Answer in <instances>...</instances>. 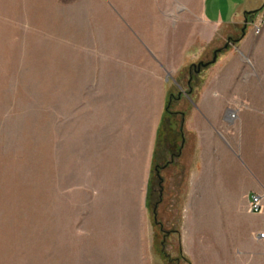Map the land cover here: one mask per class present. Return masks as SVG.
Returning a JSON list of instances; mask_svg holds the SVG:
<instances>
[{
    "label": "crops",
    "instance_id": "obj_1",
    "mask_svg": "<svg viewBox=\"0 0 264 264\" xmlns=\"http://www.w3.org/2000/svg\"><path fill=\"white\" fill-rule=\"evenodd\" d=\"M169 6L165 14H130V61L94 65L87 82L72 72L70 162L74 175L78 168L81 182L72 194L79 201L58 214L55 232L48 230V264H154L147 197L166 75L177 74L188 54L196 59L236 35L195 98L189 95L194 105L185 129L194 144L183 143L179 152L187 180L176 236L192 264H264V208L248 211L252 195L264 205V127L257 125L264 97L234 91L264 86V28L254 35L245 26L246 12L264 17V0H173ZM230 111H237L234 124ZM66 142L64 135V153ZM92 178L101 189L91 187Z\"/></svg>",
    "mask_w": 264,
    "mask_h": 264
},
{
    "label": "rangeland",
    "instance_id": "obj_2",
    "mask_svg": "<svg viewBox=\"0 0 264 264\" xmlns=\"http://www.w3.org/2000/svg\"><path fill=\"white\" fill-rule=\"evenodd\" d=\"M135 2L143 6H130ZM172 2L0 0V264H48V230L56 229L57 216L64 208L70 213L79 201L72 194L73 185L78 191L80 183L78 168L72 173L69 141L73 70L87 82L94 65L101 68L130 61V14H165ZM252 12L245 15V26L251 31L247 20L251 15L255 20L261 16L259 10ZM233 38H224L196 59L188 54L177 74L166 75L169 111L164 108L157 130L147 197L152 223L157 222L152 240L154 264H192L176 236L187 180L185 159L179 158V152L183 143L187 148L194 144L185 129L194 105L189 95L195 98L212 66L234 45ZM215 50H219L216 61L197 71L199 63L210 61ZM234 91L264 97V86H240ZM237 111L228 114L231 124L237 121ZM257 125L264 127V119H257ZM90 185L101 189L94 178Z\"/></svg>",
    "mask_w": 264,
    "mask_h": 264
},
{
    "label": "built area",
    "instance_id": "obj_3",
    "mask_svg": "<svg viewBox=\"0 0 264 264\" xmlns=\"http://www.w3.org/2000/svg\"><path fill=\"white\" fill-rule=\"evenodd\" d=\"M247 23L251 26V29L255 35H258L261 33L263 27H264V17H260L258 20H255L253 16L247 20ZM264 208L262 198L259 195H252L250 197V200L248 202V211L251 213H260L262 212ZM259 237L263 238L264 233H260Z\"/></svg>",
    "mask_w": 264,
    "mask_h": 264
},
{
    "label": "water",
    "instance_id": "obj_4",
    "mask_svg": "<svg viewBox=\"0 0 264 264\" xmlns=\"http://www.w3.org/2000/svg\"><path fill=\"white\" fill-rule=\"evenodd\" d=\"M218 51H219V50H215V51H214L213 57H212V59H211L210 61H208V62H206V63H199L197 71H199L200 66L205 67V66H207V65H209V64H211V63H214V62L216 61V55H217V52H218Z\"/></svg>",
    "mask_w": 264,
    "mask_h": 264
},
{
    "label": "trees",
    "instance_id": "obj_5",
    "mask_svg": "<svg viewBox=\"0 0 264 264\" xmlns=\"http://www.w3.org/2000/svg\"><path fill=\"white\" fill-rule=\"evenodd\" d=\"M251 13H254V12H249V13H245L246 16L250 15ZM191 85L189 86V89H190ZM165 111H169V103L167 104L166 108H165ZM153 223L154 225H157V222L155 221V219L153 220ZM162 254L164 253L163 251H160ZM164 255V254H163Z\"/></svg>",
    "mask_w": 264,
    "mask_h": 264
},
{
    "label": "flooded vegetation",
    "instance_id": "obj_6",
    "mask_svg": "<svg viewBox=\"0 0 264 264\" xmlns=\"http://www.w3.org/2000/svg\"><path fill=\"white\" fill-rule=\"evenodd\" d=\"M179 97V96H178ZM172 98V97H171Z\"/></svg>",
    "mask_w": 264,
    "mask_h": 264
}]
</instances>
